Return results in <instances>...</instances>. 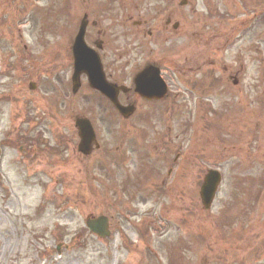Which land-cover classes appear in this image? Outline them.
I'll use <instances>...</instances> for the list:
<instances>
[{
  "label": "rangeland",
  "instance_id": "1",
  "mask_svg": "<svg viewBox=\"0 0 264 264\" xmlns=\"http://www.w3.org/2000/svg\"><path fill=\"white\" fill-rule=\"evenodd\" d=\"M112 1L0 0V264H264V0L201 2L225 23L212 11L210 39H180L170 97L138 99L128 118L87 84L68 87L79 18L122 16ZM186 59L203 66L186 73ZM76 114L96 131L87 156L73 153ZM41 131L48 153H15ZM210 168L222 180L204 209ZM101 214L105 237L85 225Z\"/></svg>",
  "mask_w": 264,
  "mask_h": 264
},
{
  "label": "flooded vegetation",
  "instance_id": "2",
  "mask_svg": "<svg viewBox=\"0 0 264 264\" xmlns=\"http://www.w3.org/2000/svg\"><path fill=\"white\" fill-rule=\"evenodd\" d=\"M110 1L108 0V3ZM112 2H117L121 6L122 16L93 15V9L89 11L90 17L84 12L79 22L86 23L84 41L99 56L105 80L115 87L127 88L126 92L119 91L117 95L125 105L135 104L137 98H142L132 90L134 78L138 73L144 72L149 77L157 71L168 83L172 78L168 69L173 75L175 70L178 72V54L186 53L183 48L185 44H179V40L195 37L210 39V21L215 15L211 16L209 13L212 11L217 13L224 23L228 15L225 8H217L214 4L204 5L206 8L204 13L198 11V6L201 2L204 3V0H113ZM221 5L223 4L219 1L218 6ZM107 10L108 7L105 6V13ZM110 12L111 9L108 13ZM224 23L221 25L223 35L225 34ZM191 46L192 44L188 48ZM186 63L188 65L191 61L186 59ZM193 65L192 63L191 66ZM83 81H87L85 75L80 78V82ZM34 87V90H37L38 85L35 84ZM60 94L52 96L53 101L60 99ZM101 99L106 103L104 111L110 116L116 115V111L114 112L108 100L105 97ZM149 101L158 102L154 99ZM79 116L82 115L76 114L74 119ZM40 135H43V131L30 137L31 140L39 141L40 144L36 143L33 147L24 143L15 144L17 145L15 153L26 152L23 158L31 156L42 158L49 150L45 148V143L41 142ZM28 139L29 137L26 140ZM75 150L76 148L73 147V153L82 155Z\"/></svg>",
  "mask_w": 264,
  "mask_h": 264
},
{
  "label": "water",
  "instance_id": "3",
  "mask_svg": "<svg viewBox=\"0 0 264 264\" xmlns=\"http://www.w3.org/2000/svg\"><path fill=\"white\" fill-rule=\"evenodd\" d=\"M73 55H74V74L73 80L77 79L79 72L86 71L89 74L90 79H92L93 85L98 87L102 91L108 94L105 87L98 85L100 76V65L96 54L91 53L88 48L83 44L82 31L80 30L75 38L73 45ZM162 93H160L161 95ZM152 96V95H150ZM159 96V95H157ZM124 112V109L120 108ZM77 125L80 130L81 145H88L93 136L92 128L87 120H79ZM80 145V146H81ZM220 176L216 171L210 170L206 175L205 181L201 187L200 195L202 204L205 208H208L214 197L216 186L219 182ZM88 226L91 230L97 232L100 235H105L108 233L107 229V219L104 216H100L94 220L87 221Z\"/></svg>",
  "mask_w": 264,
  "mask_h": 264
}]
</instances>
